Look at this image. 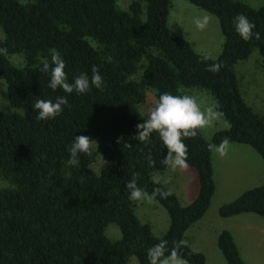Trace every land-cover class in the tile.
I'll return each instance as SVG.
<instances>
[{
    "label": "trees",
    "instance_id": "16d2710c",
    "mask_svg": "<svg viewBox=\"0 0 264 264\" xmlns=\"http://www.w3.org/2000/svg\"><path fill=\"white\" fill-rule=\"evenodd\" d=\"M187 1L217 19L222 42L207 61L168 29L170 0H130L125 7L117 0H0V49L6 50L0 52V77L10 107L0 110V264H126L131 255L138 264H149V248L161 240L168 249L184 241V230L208 207L214 189L209 145H219L225 137L247 144L264 168V113L244 101L234 71L235 62L253 48L264 66V4ZM241 14L255 25L249 41L234 26ZM51 50L65 61L69 83L81 73L91 78L96 66L105 81L103 91L50 89V71L41 68L45 59L51 64ZM14 54L21 63L6 57ZM214 63L222 64L218 73L207 70ZM191 86L210 92L228 125L209 137L199 133L184 140L197 192L186 204L174 193L156 197L168 215L167 228L156 236L134 214L125 185L137 172L138 187L149 194L158 187L168 190L151 179L166 167L167 149L156 133L150 141L133 139L136 125L146 118L129 112L128 106L143 101L146 87L154 89L158 100L165 92L184 95L181 87ZM58 96L66 97L68 106L55 119L38 120L36 100L55 102ZM80 135L93 139V153L80 154L79 164L72 166L69 150ZM97 157L103 165L96 171L90 164ZM244 211L264 217V180L217 208L223 217ZM108 222L117 225L118 238L104 234ZM216 245L225 264H245L227 229L217 233ZM179 254L194 264L205 258L186 243Z\"/></svg>",
    "mask_w": 264,
    "mask_h": 264
},
{
    "label": "rangeland",
    "instance_id": "374dc122",
    "mask_svg": "<svg viewBox=\"0 0 264 264\" xmlns=\"http://www.w3.org/2000/svg\"><path fill=\"white\" fill-rule=\"evenodd\" d=\"M129 1L130 0H117V3L118 5L125 7ZM241 1L247 3L251 7H257L264 4V0ZM205 15L209 17V23L206 29L200 31L196 28L193 21L194 18L203 17ZM166 24L168 29L175 35L181 38H184L187 35L188 38L186 40L194 51L209 57H215L218 54L222 42V35L219 30L217 19L214 15L191 4L187 0H170ZM6 57L16 64H19L22 61L21 56L17 54L7 55ZM260 58L258 50L253 48L245 58L239 59L235 62L234 71L237 79V86L240 89L244 100L249 103L256 112L264 113V66L261 64ZM143 61L144 60L141 59L138 64ZM138 72L139 70L133 75H138ZM181 91L183 94L195 96L202 107L212 105V95L204 88L197 86L181 87ZM156 100L154 89L152 87H146L144 90L143 101L130 104L128 106V111L138 117H141L140 112L144 116H147ZM7 109H10V107L6 102L4 81L0 77V110ZM226 124V119L221 117L213 124V126L200 133L203 136L208 137L213 131L223 128ZM210 152L214 171L212 178L215 187L206 211L207 217L205 220L209 222L200 228V232L202 235H205L206 238H208L207 235L211 234V231L215 226L214 222L210 221L213 219L212 216L219 217L217 212L218 203L221 200L235 198L244 188L250 187L256 183L253 178L249 177L245 161L247 160L246 158L253 154L259 156L249 145L236 142H230L228 155L224 158H221L214 150H211ZM239 156H241V158ZM90 165L97 171L103 165V161L97 157ZM151 179L164 182L169 189L174 190L179 197H181L180 199H182V201H185L186 198L184 199L181 194L186 193L187 195L194 196L196 193V188L195 190H192V186L194 187L197 185L196 172L191 166H189L187 171H172L167 167L163 172H153L151 174ZM1 185H4L3 180H0V186ZM189 199L186 201H190ZM133 211L138 220L147 222L150 225V229L154 235L159 236L167 228V212L156 200L151 204L147 202H133ZM214 213L218 215H214ZM220 219L222 224L228 223V225H233L235 227L233 230L235 241L237 242L238 247H240L244 261L250 264H264V236L261 238L259 242L260 244L256 245L253 243L256 228H251V226L246 227V225H255L254 223L256 221H261L264 225V218L254 212L244 211L240 212L238 215H230V217L227 216V218L220 217ZM234 221L236 224H234ZM104 234L110 239L118 238L120 235L117 225L113 222H108L105 225ZM193 236L196 237V240L199 242L201 238L200 234L194 232ZM202 240L204 239L202 238L200 241ZM203 244L206 245V240H204ZM223 263L224 258L222 254H220L219 258L217 256L216 258L210 259V264ZM127 264H138L137 259L131 255L127 260Z\"/></svg>",
    "mask_w": 264,
    "mask_h": 264
},
{
    "label": "clouds",
    "instance_id": "9594fccd",
    "mask_svg": "<svg viewBox=\"0 0 264 264\" xmlns=\"http://www.w3.org/2000/svg\"><path fill=\"white\" fill-rule=\"evenodd\" d=\"M24 3V0H21ZM194 24L200 31L206 29L209 23V17H196ZM234 26L237 33L245 41H249L253 37V29L255 25L248 20L244 15H237L234 18ZM256 38L259 39V34L256 33ZM185 39L188 38L186 35ZM5 49H0V52H5ZM51 64L48 60H43L41 71H50V82L48 87L53 91L62 89L65 93L72 94L74 91L77 94H86L96 88L103 91L105 81L100 74L99 69L93 66L91 69V78L87 73H81L74 78L73 83L68 82V76L65 72V61L60 53L56 50H51ZM110 59V58H109ZM209 56H204L203 61L209 60ZM222 67L221 63H214L208 66V71L218 73ZM178 91H180L178 89ZM62 106H68L66 97H56L55 102L52 100L37 99L34 104V109L38 111V120L55 119L63 112ZM219 102H214L208 107H202L197 98L192 95H173L163 93L155 101L154 106L150 109L147 116H144L140 111V116L144 119L143 123L136 125L137 135L133 139L139 142L150 141L153 133L158 134L163 148L167 149V156L162 160V163L172 171L180 170L187 171L189 165L187 163L188 147L184 143L185 139H192L197 135L213 126L219 120L223 113L218 109ZM230 127V126H229ZM93 139L85 136H75V139L69 150L70 159L68 164L77 166L79 164V155L83 154L91 157L93 153ZM230 141L227 137L223 138L219 145H209L210 150H214L221 158L228 155ZM151 165H155V160L149 158ZM140 174L134 172L132 178L125 187L129 190V199L136 203L147 202L149 204L155 202L156 197L160 196L166 199L173 193L171 190L163 188H155L151 194L144 189L138 187V178ZM186 242L181 240L175 243L172 249L167 248V241L161 240L160 243L153 245L147 251V259L149 264H188V261L183 259L179 254V249Z\"/></svg>",
    "mask_w": 264,
    "mask_h": 264
},
{
    "label": "crops",
    "instance_id": "0c3cea01",
    "mask_svg": "<svg viewBox=\"0 0 264 264\" xmlns=\"http://www.w3.org/2000/svg\"><path fill=\"white\" fill-rule=\"evenodd\" d=\"M239 91H240V89H239ZM240 94H241V91H240ZM241 96H242V94H241ZM243 98V97H242ZM244 99V98H243ZM245 101V100H244ZM246 102V101H245ZM247 103V102H246ZM251 108H252V106L249 104V103H247ZM253 109V108H252ZM254 110V109H253ZM255 111V110H254ZM256 112V111H255ZM258 113V112H257ZM228 125V122H227V124H226V126ZM226 126H224L223 128H225ZM202 135V134H201ZM203 136V135H202ZM210 136V135H209ZM208 136V137H209ZM205 137V136H204ZM235 143V142H234ZM237 143V142H236ZM244 144V143H243ZM244 147V146H243ZM251 147V146H250ZM243 152H247V151H243ZM238 153H240V152H238ZM259 155V154H258ZM260 156V155H259ZM259 156H255L254 154L252 155V156H250V157H248V158H246L247 160L245 161V166L248 168V175H249V177L250 178H253L254 179V182H256V183H254V185H252V186H250V187H253V186H256L257 184L259 185V184H261L262 182H263V180H264V168H263V164H262V160H260L261 159V157H259ZM240 158H241V156H239ZM260 159H259V158ZM210 161H211V168H212V176H213V174H214V171H213V164H212V157H211V152H210ZM190 166V165H189ZM167 167H165L163 170H162V172L163 171H165V169H166ZM168 174H172V173H168ZM174 174V173H173ZM169 176V175H168ZM212 180H213V178H212ZM155 181H158V182H160V183H162L168 190H171V189H169L168 188V186L164 183V182H162V181H160V180H155ZM196 181H197V178H196ZM197 184V183H196ZM213 184H214V180H213ZM214 187H215V184H214ZM250 187H247V188H250ZM195 188H196V192H197V185L196 186H192V190H195ZM247 188H244L243 190H245V189H247ZM186 190V189H185ZM191 190V191H192ZM242 190V191H243ZM172 191V193H174L175 194V196L177 197V199H178V201L180 202V204H186V203H188L189 201H186V200H188L189 198H193L195 195H196V193H195V195L193 196V195H187L186 193L185 194H181V196L185 199V201H182V199H180L181 197H179V195L174 191V190H171ZM213 191H214V189H213ZM241 191V192H242ZM240 192V193H241ZM183 193V192H182ZM213 193V192H212ZM239 193V194H240ZM191 199H189V200H191ZM230 200H232V199H230ZM229 199H227V200H221L219 203H218V205H217V208H218V206L221 204V203H224V202H227V201H230ZM208 208V207H207ZM207 208H206V210L204 211V213L197 219V220H195L194 222H192L185 230H184V233H183V239H184V241L186 242V244L191 248V249H193V250H196V251H201V252H203V254H204V256H205V258H204V261L202 262V263H200V264H210V259L211 258H216L217 256H218V258H219V256H220V254H221V252L219 251L218 252V247H217V245H215V243H216V236H217V233L221 230V229H227L229 232H230V234H231V236H232V238H233V240H234V242H235V244H236V247H237V249H238V253H239V255H240V257H241V259L244 261V259H243V257H242V253H241V251H240V247H238V244H237V242L235 241V236H234V229H235V227L233 226V225H228V223H225V224H222V221H221V219H220V217H222V218H224L223 216H220L219 215V217L218 216H212V220H210V221H213L214 222V227H213V229H212V231H211V234L210 235H207L208 236V238H206V236L205 235H202V233L200 232V228H202L203 226H205L209 221H206L205 220V218L207 217V214H206V211H207ZM239 213H237V214H234V215H238ZM257 214V213H256ZM214 215H218V214H216V213H214ZM259 215V214H258ZM233 216V215H232ZM260 216V215H259ZM228 217H230V216H228ZM262 217V216H261ZM225 218H227V216H225ZM264 218V217H263ZM252 223H254L253 221H251ZM234 224H236L235 223V221H234ZM255 225H246V227H250L251 226V228L252 227H254V228H256L255 229V238H253L254 239V242L253 243H255L256 245H258V244H260L259 242H260V240H261V238L264 236L263 234H264V225H263V222H261V221H256L255 223H254ZM168 225V224H167ZM150 226V225H149ZM208 226H210V225H208ZM151 230V229H150ZM152 232V231H151ZM194 232L196 233L197 232V234H200V236H201V238H200V240L203 238L204 240H206V245H204L203 243H204V240H202V241H200L199 240V242H198V240H196V237H194L193 235H194ZM115 239V238H114ZM195 241H197V242H195ZM253 241V240H252ZM203 242V243H202ZM198 244V245H197ZM217 249V250H216ZM129 258V257H128ZM128 260V259H127ZM138 263V262H137ZM189 263V262H188ZM244 263L245 264H250V263H247L246 261H244ZM126 264H127V262H126ZM223 264H225V262L223 263Z\"/></svg>",
    "mask_w": 264,
    "mask_h": 264
}]
</instances>
